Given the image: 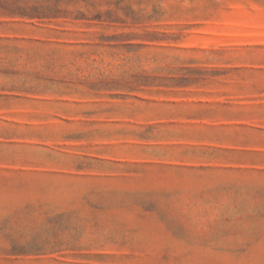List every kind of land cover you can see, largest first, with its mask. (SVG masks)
I'll return each mask as SVG.
<instances>
[{
  "label": "rangeland",
  "instance_id": "374dc122",
  "mask_svg": "<svg viewBox=\"0 0 264 264\" xmlns=\"http://www.w3.org/2000/svg\"><path fill=\"white\" fill-rule=\"evenodd\" d=\"M0 264H264V0H0Z\"/></svg>",
  "mask_w": 264,
  "mask_h": 264
}]
</instances>
